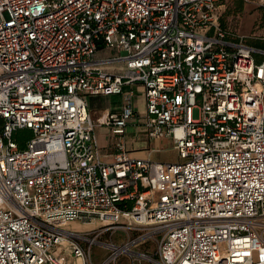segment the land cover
<instances>
[{"label": "built area", "instance_id": "obj_1", "mask_svg": "<svg viewBox=\"0 0 264 264\" xmlns=\"http://www.w3.org/2000/svg\"><path fill=\"white\" fill-rule=\"evenodd\" d=\"M218 6L0 0V264H66L65 250L93 264L95 245L101 264H264V47L223 29ZM93 95L118 109L93 119ZM96 123L118 137L110 162ZM129 123L176 160L132 157Z\"/></svg>", "mask_w": 264, "mask_h": 264}, {"label": "rangeland", "instance_id": "obj_2", "mask_svg": "<svg viewBox=\"0 0 264 264\" xmlns=\"http://www.w3.org/2000/svg\"><path fill=\"white\" fill-rule=\"evenodd\" d=\"M219 24L228 31L240 36L247 42L258 43L264 41V4L263 0H219L218 6ZM143 103L140 102L139 111L142 110ZM194 117L197 116V111L193 112ZM138 139H142L140 134H137ZM164 151L167 152V157H175L172 145H166ZM132 157H136L130 154ZM140 158V157H138ZM124 221L121 219L120 223ZM98 222H81L73 221L68 223L67 228L75 231L85 232L94 227H98ZM109 237V233L103 235V239ZM113 240L121 243L126 239V233L123 231L117 232ZM156 241L151 240L147 243H141L133 249L136 251H143L146 248L151 251L155 246ZM66 249V245H61L59 250ZM65 257L66 264H80L79 259H72L67 250L62 251ZM106 255V251L101 246H93L92 257L93 264H101L102 258ZM109 264H144L128 255H121L115 263Z\"/></svg>", "mask_w": 264, "mask_h": 264}, {"label": "crops", "instance_id": "obj_3", "mask_svg": "<svg viewBox=\"0 0 264 264\" xmlns=\"http://www.w3.org/2000/svg\"><path fill=\"white\" fill-rule=\"evenodd\" d=\"M88 109L93 119L104 115L108 111L118 109L120 104V97L118 95H93L88 96ZM142 102L141 99H139ZM126 135L124 141L132 154L140 158H149L155 161H174L176 160V152L173 148L175 157H167V152L164 151L166 145H171L169 139L147 140L144 135L140 134L142 139L137 137V128L133 123H129L126 128ZM95 133L97 136L98 145L100 147L101 159L105 162L113 160V153L115 151V142L118 140L117 136L111 134L109 127L96 123Z\"/></svg>", "mask_w": 264, "mask_h": 264}, {"label": "trees", "instance_id": "obj_4", "mask_svg": "<svg viewBox=\"0 0 264 264\" xmlns=\"http://www.w3.org/2000/svg\"><path fill=\"white\" fill-rule=\"evenodd\" d=\"M223 29H225V28H223ZM247 43L254 45V46H257V47H264V41L258 42V43H250V42H247ZM30 134H31V132L28 129H18L14 132V138L17 141L18 145L20 147H23L24 146V140L26 139V137L30 136Z\"/></svg>", "mask_w": 264, "mask_h": 264}, {"label": "bare ground", "instance_id": "obj_5", "mask_svg": "<svg viewBox=\"0 0 264 264\" xmlns=\"http://www.w3.org/2000/svg\"><path fill=\"white\" fill-rule=\"evenodd\" d=\"M92 222H97V221H92Z\"/></svg>", "mask_w": 264, "mask_h": 264}]
</instances>
